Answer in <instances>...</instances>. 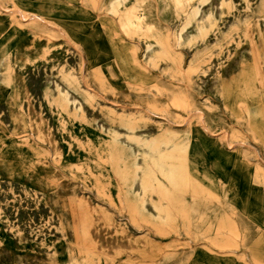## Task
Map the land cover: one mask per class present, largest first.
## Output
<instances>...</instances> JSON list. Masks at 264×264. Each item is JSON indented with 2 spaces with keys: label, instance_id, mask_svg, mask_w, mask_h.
I'll list each match as a JSON object with an SVG mask.
<instances>
[{
  "label": "rangeland",
  "instance_id": "374dc122",
  "mask_svg": "<svg viewBox=\"0 0 264 264\" xmlns=\"http://www.w3.org/2000/svg\"><path fill=\"white\" fill-rule=\"evenodd\" d=\"M0 7L19 32L0 52V264H255L264 147L246 110L264 109V83L249 104L240 92L256 70L264 82V0ZM80 225L145 239L155 256L80 244Z\"/></svg>",
  "mask_w": 264,
  "mask_h": 264
},
{
  "label": "bare ground",
  "instance_id": "6f19581e",
  "mask_svg": "<svg viewBox=\"0 0 264 264\" xmlns=\"http://www.w3.org/2000/svg\"><path fill=\"white\" fill-rule=\"evenodd\" d=\"M217 11H218V9H217ZM16 12H17V14L19 16V19L21 21H33V20H35V21H42V22L44 21L43 20V17L40 14L35 13V12L24 11V10H21V9H16ZM18 38H19V32H18L17 29H14L12 26H9L8 24H6L4 22L3 23L0 22V52H3L5 50L11 49L15 45V43L17 42ZM188 53H190V52H188ZM257 57H258L257 58L258 61L260 62L259 65L264 66V50L262 52H259L257 54ZM227 71H229V70H227ZM226 75H227V73H226ZM17 81H18V79H17L16 76L13 75V76L10 77V82H11V85L13 87L16 85ZM206 83H207V81H206ZM251 83H254V84H256V83L263 84L264 83L262 81V78H261L258 70H256V73H253V74L252 73H249V75H248V82L245 85L244 89H242V91L240 92V98H241V100L244 103H248V104H249V102H251L252 100H255L257 98V92H258L256 89H254L251 86ZM228 93L229 92L225 91L226 96H228L227 95ZM261 96L262 95H260V97ZM17 101H18V95H17V93H16V91L14 89L12 91V94H10V96H8V99L6 100V102H7V105L9 106V109H10L11 121H12V123L14 125V128L16 129L17 132H20L21 126H22L23 122H22V117H21L20 113L16 109V107H17ZM246 111L248 113V117H249L251 129L257 135L259 141L262 143V145L264 147V126H263V123H262L263 120H264V109L263 108L256 109V108H253V107H251V106L248 105ZM161 120H163V119H161ZM202 127H203V130L204 131H205V128H207L204 124L202 125ZM254 150L256 151V153L259 152L255 148H254ZM18 220H20V219H18ZM127 222H128V220H127ZM133 233H135V232H133ZM8 235H9V233H8ZM75 235H76L77 241L80 244L90 245L92 247H95V246L98 247L99 246V248L101 250L111 252V254L117 255V256H120V255H124L125 254L126 255V261H136L139 258L149 259V258H153L155 256V251H153L154 249L152 248L153 244H151L150 242H148L145 239L132 238L131 236H129V235L123 233V232L120 234L121 235L120 237H117V240H115V241H108L106 239L103 240V238L96 239L95 237H92L91 235H89V231L87 230V227H85L83 225H80L79 228L75 229ZM251 256H252L253 262L255 264H264V245H263V243L261 241L260 242H257L253 246L252 251H251Z\"/></svg>",
  "mask_w": 264,
  "mask_h": 264
}]
</instances>
